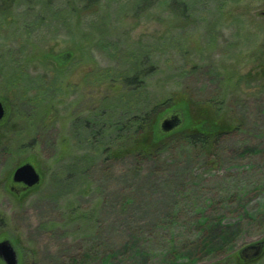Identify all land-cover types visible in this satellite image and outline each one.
I'll return each mask as SVG.
<instances>
[{
    "label": "rangeland",
    "instance_id": "obj_1",
    "mask_svg": "<svg viewBox=\"0 0 264 264\" xmlns=\"http://www.w3.org/2000/svg\"><path fill=\"white\" fill-rule=\"evenodd\" d=\"M66 1L19 0L0 25V242L18 264H235L264 239V0H188L187 22L135 14L137 0L51 15ZM140 55L156 72L127 87ZM164 100L185 101L217 146H149L154 117L125 141L89 140L81 124ZM26 163L41 177L28 190L11 180Z\"/></svg>",
    "mask_w": 264,
    "mask_h": 264
},
{
    "label": "trees",
    "instance_id": "obj_2",
    "mask_svg": "<svg viewBox=\"0 0 264 264\" xmlns=\"http://www.w3.org/2000/svg\"><path fill=\"white\" fill-rule=\"evenodd\" d=\"M18 1L19 0H0V25L2 23V28L8 27L12 22L18 20L20 16V13H18L17 11ZM28 2L29 5L30 1ZM99 3L100 0H68L65 3L67 9H63L60 7L54 8V10L51 11V15H58L60 13L66 12L79 15L81 11H87L89 7L98 8ZM48 8L49 6L46 9L48 10ZM153 8L171 15L172 18H174V21L179 20L187 22L189 20L188 16L190 12V2L188 0H137L134 12L135 14H143L144 12L152 10ZM29 9L32 10V7H30ZM38 16H36L35 18H37ZM78 21H80L79 18ZM31 26H33V23H30V25L27 24L28 28ZM60 57L61 56H57L56 58L58 62H60ZM150 60L151 59L146 57L145 55L138 56L133 62L132 71L127 75H123L120 78L121 82L127 87L132 86L138 89L141 88L145 84V80L151 77L156 72L154 71L155 69ZM147 62L150 63V65L145 68ZM180 103L183 104L182 106L187 107L185 101H180L172 105L168 100H164L161 103L154 105L149 110L147 116H134L131 119H128L129 113L126 114V112L124 113L123 110V115L127 116L124 117L120 115L118 119L106 121L104 113L101 112L98 114L99 117H96V119L90 118L85 120L84 123L82 121L81 124H85L84 128L86 129L87 138L89 140L96 139L97 137H99V139L101 140H104V138H106V134H109V136H114V138L110 140L115 139L118 141H125L130 137H134L137 134L142 133L150 120L154 117V123H152L151 125L152 129L154 128V132L147 143L149 146H159V144H163L166 140L178 136L183 137L185 143L188 146L195 148L200 152H210L217 146V143L219 141V135L217 137H213L216 129L211 128L210 131L203 130L202 126L204 125V123L198 124L194 120L190 121L184 119L183 112L178 111V108L176 107ZM163 113H170V115L177 116L181 125H183V128L167 135H162L161 132V136H159L156 131L157 129L155 128V125L157 123L156 119ZM183 120L186 122H183ZM100 150L101 153H103L105 151V147H102Z\"/></svg>",
    "mask_w": 264,
    "mask_h": 264
},
{
    "label": "water",
    "instance_id": "obj_3",
    "mask_svg": "<svg viewBox=\"0 0 264 264\" xmlns=\"http://www.w3.org/2000/svg\"><path fill=\"white\" fill-rule=\"evenodd\" d=\"M60 56V62L62 63L67 61L71 55L65 54ZM5 115L6 108L3 102L0 101V121L4 119ZM182 128L183 125H181L178 117L175 115H171L170 118L163 120L160 124L162 135L173 133L174 131ZM11 180L15 184H22L24 190H28L37 187L40 184L41 177L35 167L26 163L14 170ZM260 252L261 250L259 246L252 245L245 247L241 253L246 256L247 260H251L257 258ZM0 260L4 264H18L17 254L8 241L0 242Z\"/></svg>",
    "mask_w": 264,
    "mask_h": 264
},
{
    "label": "flooded vegetation",
    "instance_id": "obj_4",
    "mask_svg": "<svg viewBox=\"0 0 264 264\" xmlns=\"http://www.w3.org/2000/svg\"><path fill=\"white\" fill-rule=\"evenodd\" d=\"M20 187L22 189H24L23 185L22 184H19ZM259 246L260 247V254L257 258L255 259H251V260H247L246 256L244 254H242V250L247 247V246ZM264 256V239H259L253 243H249L247 245H244L237 253H236V257H235V264H255L256 262H258L259 258Z\"/></svg>",
    "mask_w": 264,
    "mask_h": 264
}]
</instances>
